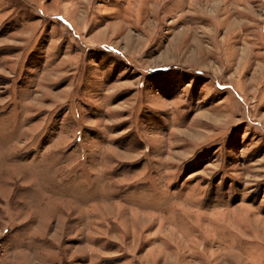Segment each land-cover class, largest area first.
Returning a JSON list of instances; mask_svg holds the SVG:
<instances>
[{"label": "rangeland", "instance_id": "1", "mask_svg": "<svg viewBox=\"0 0 264 264\" xmlns=\"http://www.w3.org/2000/svg\"><path fill=\"white\" fill-rule=\"evenodd\" d=\"M0 264H264V0H0Z\"/></svg>", "mask_w": 264, "mask_h": 264}]
</instances>
